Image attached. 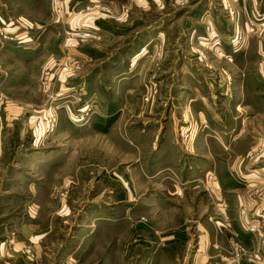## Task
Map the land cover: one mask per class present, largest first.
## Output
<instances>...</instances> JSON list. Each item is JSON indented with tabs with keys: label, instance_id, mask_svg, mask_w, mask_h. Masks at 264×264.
Returning a JSON list of instances; mask_svg holds the SVG:
<instances>
[{
	"label": "rangeland",
	"instance_id": "obj_1",
	"mask_svg": "<svg viewBox=\"0 0 264 264\" xmlns=\"http://www.w3.org/2000/svg\"><path fill=\"white\" fill-rule=\"evenodd\" d=\"M263 160L264 0H0V245L264 264V219L241 231L237 194L264 190L239 168Z\"/></svg>",
	"mask_w": 264,
	"mask_h": 264
},
{
	"label": "crops",
	"instance_id": "obj_2",
	"mask_svg": "<svg viewBox=\"0 0 264 264\" xmlns=\"http://www.w3.org/2000/svg\"><path fill=\"white\" fill-rule=\"evenodd\" d=\"M32 126H33V122H30L29 127H32ZM207 136H211V135L208 134L206 135V138H205L206 140L205 143L209 144L210 143L209 140L212 141L211 139L212 137L211 138L208 137L209 138L208 139ZM240 136L241 134H239L238 137H236L235 139L237 140L243 137V136L241 137ZM168 148H170L171 150L164 151L165 149L163 148L160 149V151H162L164 155H166L164 157V160L165 162L170 164L169 166L176 165V163H178V158H179L178 157L179 155H177V152H176L177 150H174L172 148V145H169ZM194 150L195 149H192V147L190 148V152H192L191 154L195 152ZM249 153H250V150H246L245 152L246 158ZM150 163L151 164L153 163L156 166H160V164L162 163L161 157H156V159H152ZM260 163L261 164H259L258 167H254V168L251 167V169L250 167L248 168L249 163L246 164L245 161L242 163V165H240L239 167L240 170L247 169L248 172L252 171V173H246V175L244 174L242 176V181L246 182V185L248 184V185L256 186V185L264 183V160L263 162H260ZM215 186L217 189H220V185H218L216 182H215ZM237 194L239 195L238 197H240V199L243 201L245 206H247V210H248V212H246V214L244 215V218L242 219V223L238 221L240 230L244 232L243 229L244 228L247 229V227L246 226L243 227L244 225L243 221L247 222L250 219L251 222H253L258 219L259 220L264 219V190L262 189L261 192L257 193L256 195H252V194L248 195L242 192H239ZM252 218H255V220H253ZM40 234H42V232H39V231L38 232L35 231V233L33 234V232L31 233V230L29 229L28 237L32 238L34 236H39ZM39 247L41 246L37 245L36 241H33L32 239H29L28 242L14 243V245L13 243H11L10 245H7V243L4 242L0 245V259L3 260L5 258L6 260L5 263L7 264L14 263V259H16V264H47L48 259L44 257L43 254H41V252L36 251V249Z\"/></svg>",
	"mask_w": 264,
	"mask_h": 264
},
{
	"label": "built area",
	"instance_id": "obj_3",
	"mask_svg": "<svg viewBox=\"0 0 264 264\" xmlns=\"http://www.w3.org/2000/svg\"><path fill=\"white\" fill-rule=\"evenodd\" d=\"M4 37H6V35L3 34ZM101 35L100 33H96L93 30L89 29V28H84L82 30H78L76 32L73 33V37L79 38V39H97L99 38Z\"/></svg>",
	"mask_w": 264,
	"mask_h": 264
},
{
	"label": "bare ground",
	"instance_id": "obj_4",
	"mask_svg": "<svg viewBox=\"0 0 264 264\" xmlns=\"http://www.w3.org/2000/svg\"><path fill=\"white\" fill-rule=\"evenodd\" d=\"M86 110V107H84V111Z\"/></svg>",
	"mask_w": 264,
	"mask_h": 264
}]
</instances>
